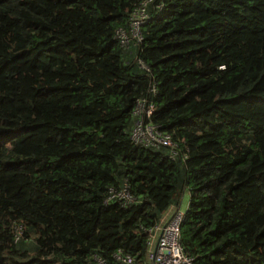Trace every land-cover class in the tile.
<instances>
[{"label":"trees","instance_id":"trees-1","mask_svg":"<svg viewBox=\"0 0 264 264\" xmlns=\"http://www.w3.org/2000/svg\"><path fill=\"white\" fill-rule=\"evenodd\" d=\"M140 1L0 0V264L142 262L183 194L193 264H264V0H155L123 49ZM153 86L174 161L130 139Z\"/></svg>","mask_w":264,"mask_h":264},{"label":"built area","instance_id":"built-area-1","mask_svg":"<svg viewBox=\"0 0 264 264\" xmlns=\"http://www.w3.org/2000/svg\"><path fill=\"white\" fill-rule=\"evenodd\" d=\"M155 0H142L139 2L129 16L128 29H119L115 38L123 49L131 45L136 46L142 41V29L151 20L153 14L149 13L152 8L155 13L162 8L160 4H154ZM157 11V12H156ZM157 15V14H156ZM155 15V16H156ZM140 67L148 72V68L139 62ZM156 93L155 87L148 90V96L139 99L132 111L133 126L130 131V139L135 146L143 148L161 149L168 151V158L172 161L179 157L178 146L173 142L169 134L162 132L158 126L152 123L155 113V105L151 97ZM136 198L123 188L120 191L111 190L105 200V204L117 203L122 208L129 207L136 203ZM172 212L164 220L154 227L148 229L145 259L137 262L136 257L121 250L111 253L110 261L99 255H93V264H193L181 244V224L184 218V211L177 206H171ZM158 237L156 238V236Z\"/></svg>","mask_w":264,"mask_h":264},{"label":"crops","instance_id":"crops-1","mask_svg":"<svg viewBox=\"0 0 264 264\" xmlns=\"http://www.w3.org/2000/svg\"><path fill=\"white\" fill-rule=\"evenodd\" d=\"M187 203H188V195L187 194H183L180 203L178 204L177 207H179V209H181L182 211H184V209H186L187 207ZM172 212V208L170 207L165 214L163 215V217L161 218V222L164 221ZM159 234H157L156 238L158 237Z\"/></svg>","mask_w":264,"mask_h":264}]
</instances>
